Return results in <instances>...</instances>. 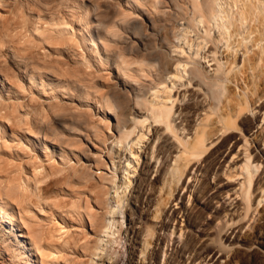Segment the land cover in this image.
<instances>
[{
	"label": "bare ground",
	"instance_id": "6f19581e",
	"mask_svg": "<svg viewBox=\"0 0 264 264\" xmlns=\"http://www.w3.org/2000/svg\"><path fill=\"white\" fill-rule=\"evenodd\" d=\"M95 2L81 0L76 5L85 67L93 60L114 72L113 81L95 87L85 82L77 88L83 100L93 101L96 117L87 112L55 114L34 127L40 144L61 151L57 136L63 123L67 130L77 124L83 133L86 145L69 150L79 156L77 161L81 156L88 163L70 179L90 196L83 216L92 237L82 246L83 264H98L96 258L112 242L114 215L127 189L129 264L146 258L150 264H188V259L190 264H264V224L258 221L264 219V165L254 178L264 163V123L259 127L264 101L258 105L259 116H246L253 115L263 96L264 0H179L178 12L167 14L169 24L162 32L161 21L153 17L162 19L156 15L161 0H151L148 8H143L145 0H129L132 14L140 18L122 13L113 26L98 13L99 6L90 13ZM117 42L122 45L112 49ZM237 133L242 143L229 148ZM251 139L260 142L259 158L249 150ZM235 147L241 150L233 152ZM228 149L231 159L241 156L242 162L230 167L226 159L217 173ZM198 172L202 178H197ZM218 175L237 180L230 181V189L217 191L218 184L211 185L210 178ZM195 180L200 182L196 188ZM10 190L0 192V214L21 229ZM209 226L217 232L207 243L203 231ZM3 236L0 230L2 245ZM40 239L39 231L28 228L14 244L19 242L23 253L30 251L33 264H44ZM6 251L7 246L0 245V264L12 260Z\"/></svg>",
	"mask_w": 264,
	"mask_h": 264
},
{
	"label": "rangeland",
	"instance_id": "374dc122",
	"mask_svg": "<svg viewBox=\"0 0 264 264\" xmlns=\"http://www.w3.org/2000/svg\"><path fill=\"white\" fill-rule=\"evenodd\" d=\"M80 1L0 0V73H2L0 78H3L0 79V192L4 193L8 188L11 189L9 192L13 190V196L6 193L9 197L12 196V198L10 197L12 199L11 206L15 218L17 217L15 221H20L22 227L20 229V227L10 225L7 216L0 214V230L4 231L3 237L6 238L5 244L0 245L7 246L8 251L6 252L13 255L12 260L8 262L10 264H33L31 262L33 259L29 257L30 251L23 253L24 250L20 249L23 248L22 245L19 242L14 244L21 238L22 231L24 232L28 228L40 232L39 244L41 252L45 256V259L42 258L44 264H83L85 257L82 255V246L88 237H92L91 227L83 216L84 205L88 202L89 195L87 196V193L83 192L84 195L81 192V187L79 188L78 184H74L70 180L71 175L82 169L83 164H88L81 156L77 161L76 158L79 156L75 157L74 153L69 151L70 149L78 151L86 145L83 133L79 131L77 124L73 125L76 130L69 126L68 130H72L68 131L67 125L63 123L61 133L64 134L60 133L61 135L57 136L63 144L61 147L63 151H61L58 148L50 147L52 145L45 148L36 140L34 131L38 121L44 125L55 114L78 115L81 112H87L95 118L96 110L93 101L83 100L77 88L85 82L95 87L100 83L113 81L114 72L107 64H98L91 60L90 66L85 67L84 65L85 50L80 39L82 33L79 21L81 11L76 5ZM84 1L88 3L89 0ZM94 1L97 2V7L92 8L90 13L96 12L95 10L99 6V12H97L106 15L104 18L110 26L114 25L116 18L124 13L131 14L132 18H136L138 15L132 14V10L135 12V9L128 3L129 0ZM150 1L145 0L149 4L147 3L143 8H148ZM161 1L162 7L158 9L160 13L155 11L154 13L160 16L163 13L164 17L158 15L160 19L162 18L159 20L158 17L153 16L155 19L157 18L158 22L161 21L160 23L165 24H158L159 32L164 31L163 29L169 24L166 21L169 20L167 14L178 12L177 4L179 2V0ZM137 18L140 16L138 15ZM120 45H122L120 42L112 43L111 48L115 49ZM140 79L144 80L145 77ZM262 93L263 96L256 103L253 115L246 114L247 117L261 114L258 111V105L264 101V89ZM263 123L264 120L261 121L259 127ZM259 127L252 131L254 135ZM244 133L247 134L245 131ZM261 133H263L260 134L261 136L264 135V129ZM254 135L250 138H253ZM236 136V140L233 139L230 142L229 148H233L234 144L242 143L240 134L237 133ZM247 136L249 137L250 134ZM258 139L255 141L251 139L252 144L249 145V150L253 152L252 154L256 153L257 157L259 156L257 152L260 150V148H256L260 147ZM53 141L57 142L55 139ZM261 147L264 148V143L261 144ZM236 149L241 150V147H235L233 152ZM229 152V149L226 150L217 164L215 168L217 173H220L226 159L227 165L230 167L238 166L242 162L240 161L241 156L237 158L234 155L231 159ZM123 160L124 158H121L120 161ZM263 165L264 163L260 165L254 178L261 171ZM117 167V171H119L122 164ZM191 172L193 176L195 171ZM260 175L261 173L258 176ZM154 177L153 175L152 179ZM199 177L202 178L201 172L197 173V178ZM262 177L263 181L260 184L264 182V175ZM196 180L195 188L200 183ZM231 180L227 181L221 175L210 178L211 185L218 184L215 186L217 191L230 189L234 184L230 182ZM185 192L186 190H181L180 196H183ZM126 193L123 201L119 202V207L114 215L113 240L105 245L104 251L101 252L102 255L96 258L98 264L112 262L129 264L131 240L129 241L126 232V206L129 203L127 197H130V193L128 196ZM180 201L181 198L175 207L180 206ZM89 203V205L93 204L91 198ZM186 205L189 208L191 201ZM232 207L233 205L230 209ZM224 210L228 211L226 205ZM255 217H259V215L256 214ZM258 221L259 224H264V219ZM185 223L183 221L182 226ZM211 227L209 226L206 231H203L206 232L204 242H210L216 235L217 231ZM120 229L121 232L118 231ZM243 231L246 230L243 229ZM166 233L160 231L161 235H166ZM229 242L230 240L226 243ZM169 251L167 252L169 253ZM219 254L217 252V255ZM163 259L164 256H161V260ZM189 261L190 259L186 260L188 264H190ZM141 264H150L148 258ZM195 264L201 263L196 261Z\"/></svg>",
	"mask_w": 264,
	"mask_h": 264
}]
</instances>
